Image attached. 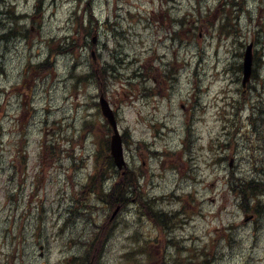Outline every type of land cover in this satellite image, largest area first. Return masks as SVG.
Returning <instances> with one entry per match:
<instances>
[{"label": "rangeland", "instance_id": "1", "mask_svg": "<svg viewBox=\"0 0 264 264\" xmlns=\"http://www.w3.org/2000/svg\"><path fill=\"white\" fill-rule=\"evenodd\" d=\"M5 1L6 4L0 0V11L3 13L0 17L2 16L4 20H0V27L5 22L3 26L5 31L13 28V24L9 22H16L12 10H9L11 15L5 13L9 9L8 5L17 3V13L35 14L23 25V32L27 34L25 37L15 35L6 42L0 39L3 42L0 49V248L3 249L0 251V264H98L99 243L93 245L91 241L93 237L84 249L77 244H71L68 238L83 240L85 235L91 236L101 226L99 212L93 211V215L98 216V222H88L86 229L83 221L67 222L64 217L70 211V200L75 196L76 185L84 187L88 173L95 174L93 170L95 160L90 156L97 148L96 143L105 138L106 129L103 128V134L98 135L89 125L90 122L99 123L100 126L104 123L94 101L100 91L101 94L106 92V86L102 85L101 89H95L87 82L94 77L97 78L101 72L91 70L88 73H92V76L87 78L84 84L76 83V78L81 79L84 70L91 69L96 63L101 66L113 59L116 65L119 61L126 62L125 69H117L122 78L110 88L109 101L112 104L114 100L118 103L121 97L127 99L133 91L139 96L123 107L120 129L122 132L130 133L131 137L138 141L132 153L139 158L138 164L143 168L140 170L137 167V163L128 152L130 165L136 167L140 176L147 169L151 170V175L144 177V183L152 182L149 184L150 188L146 187L145 199H160L174 195L171 192L183 195L194 190L192 181L188 183L181 181L185 167L182 164L181 153L177 155L174 152L173 155L164 153L159 159L147 155L151 148L158 151V154L165 150L181 149L182 143L191 137L192 122L197 132V140L194 147L186 152V156L194 157L197 154V163L201 171L199 176L203 177V181L212 182L216 176L213 174L208 178L212 168L216 171L222 170L221 175L229 173L226 162L218 165L216 156L221 151L217 148L214 154L209 147L211 137H216L217 140L218 135L221 137L222 121L218 118L225 116V112L220 115L223 112L220 107L223 105L220 102L215 105L213 94L208 95L211 92L209 85L214 78L212 73L222 74L231 71L233 67L228 65L229 47L232 46L236 53L244 51L247 41L253 39L250 34L255 27L263 28L262 34L256 32L261 42L256 47L258 52H264V0H244L243 9L235 7L234 11L233 2L227 6L225 12L229 14L228 17H232L230 19L232 28L229 30L227 27L225 32L230 31V39L238 41L234 44L231 40L218 35V32H223L222 29H218L219 25L229 23L225 20L226 13H223L220 6L217 7L223 3L221 0H179L175 8L171 7L173 10L176 9L172 17L176 21L187 16H191L192 21L198 20L199 25L204 26L206 38L197 36V40L190 45L182 43V48L177 41H166L167 55L153 66L148 59L153 58L154 61L155 56L164 57L160 51L150 53L147 58L141 56L139 45L142 39L138 35L135 37L132 35L122 45L121 54L120 44H116L114 38L117 35L114 32L113 35L108 33L115 28L125 30L128 26L125 27L124 23L134 20L136 16L143 18L138 26L145 31H149L146 22L149 16V20L153 18L154 26L161 27L155 21H160L161 13L164 11L160 8L161 0H44L41 9L33 8L34 4L22 3V0ZM238 2L239 0H236V3ZM207 6L212 9L217 7L219 13L218 11L207 13ZM216 13L223 17L221 19L215 17ZM144 16H147L146 20ZM108 19L112 26L102 25L96 34L98 21L105 22ZM206 25L209 26V30H206ZM26 27L28 32H25ZM212 28L214 29L211 30ZM136 33H141V30L136 29ZM182 34L185 36L186 29H183ZM119 35L121 38L123 33ZM157 36L163 38L164 35L155 33V38ZM64 38L69 41L63 43L62 47L57 45L56 42ZM68 42L74 56L63 51ZM9 46L11 49L8 54ZM150 48L151 46L145 45L143 50L150 51ZM236 53L230 54L231 58H235ZM263 55L264 53L259 57L262 58ZM86 57L87 62H83ZM43 61L49 62L53 68L47 70L43 65L39 66L38 63ZM76 62L81 64L73 69ZM257 66L262 67L263 63L258 60ZM213 68L217 71H212ZM159 71L165 79L172 81L173 93L163 89ZM176 77L179 78L178 83L172 79ZM231 77L234 76L227 75V78ZM261 77L262 81L258 78L254 81L255 87L251 88L253 91L264 92V67ZM131 83L134 84L133 87L125 86ZM219 85L216 84L214 88ZM123 86L125 91L122 92ZM143 89L147 98L143 96ZM253 97L252 93V102ZM262 120L258 127L259 134L262 135L261 142L264 143V118ZM223 126L228 127L226 122ZM253 127L255 128V125ZM68 139L78 146L67 143ZM53 141L59 142V147L64 152L54 156L49 151L44 154L45 146L48 148ZM17 157L27 166L26 171L17 162ZM74 159L82 161L73 166ZM12 160L16 164L10 168ZM161 161L168 166L166 173L159 170L162 167ZM243 162L244 158H241L239 163ZM261 164H264V161ZM22 181L26 186H21ZM34 187H41L39 194L35 193L36 189L32 191ZM206 188L201 185L197 188L200 200L198 202H189L191 197L184 195L183 198L187 200L186 209L193 204L187 210V214L192 218L190 224L181 232L183 235L180 236V233L177 237L163 226L157 232L143 222L146 220L144 214L147 218L156 217V212L168 213L173 208L181 212L177 207V201L168 199L150 201L153 211L146 213L134 205H127L126 202L117 207L110 202L107 212L118 213L123 222L117 224L118 230L112 229L113 234L108 238L112 244L104 252L106 258L104 257L103 262L163 264L165 252H168L170 257L177 254L179 260H184L189 253H185L184 256L176 251V241L180 236L183 251L187 249L193 251L195 255L209 257L211 260L207 264H264V215L258 221L244 223V212L239 211L236 200H228L229 192L219 191L224 188L220 182L217 190L219 195L225 197V202ZM165 193L168 194L164 195ZM82 195L91 198L89 193L85 192ZM106 195L113 198L115 192L112 190L106 192ZM181 195H178V198H181ZM214 198L218 201H212ZM118 199L119 196L115 197V201ZM43 201H46L44 205ZM79 224L82 226L81 229ZM64 225L69 227L66 234L62 230ZM39 226L41 229L37 231ZM180 228L181 221L176 231ZM84 229L85 234L82 232ZM215 229H218L216 233L213 232ZM221 234L222 236L229 234V239L227 237V240H221ZM165 238L171 243L167 249L162 246ZM43 241L46 242V246L41 254L38 245ZM81 252L88 256V262L78 256ZM139 252L144 255H139ZM146 253L153 255L149 262Z\"/></svg>", "mask_w": 264, "mask_h": 264}, {"label": "bare ground", "instance_id": "2", "mask_svg": "<svg viewBox=\"0 0 264 264\" xmlns=\"http://www.w3.org/2000/svg\"><path fill=\"white\" fill-rule=\"evenodd\" d=\"M1 1L3 3H6L5 0H1ZM221 2H223L222 5L224 6V11H226L227 6L229 4H231L232 2L234 3L233 6H232L233 7V11H234L235 7H239V8L242 7V9L244 7L242 5L244 3V0H239L238 3H236V0H221ZM228 8L230 9L231 7H228ZM3 29H4V27H3ZM5 29H7V28H5ZM10 31H13V28ZM86 49H87V47H85V50ZM63 51L64 52H68V55H73L74 56V52H72L70 50V43L69 42L67 43L66 50H63ZM82 53H80L81 56H82ZM155 58L156 59L154 61H153V58L149 59L150 63L152 64V66L155 63L161 62V60L164 59V57L158 58V56H155ZM87 60H88V58L86 57V59L83 60V62H87ZM258 60H260L263 63L262 67H258L257 66ZM80 64L81 63L76 62L73 65L72 68L76 69L77 65H80ZM125 65H126L125 61H119L118 65H116L115 59H113L112 61H109L108 64H106V63L104 64V69H103V71L100 74L97 75V78L94 77V78L90 79L89 81H87L86 79H82V78L80 79V78L77 77L76 78V83L77 84H84V82L87 81V82H90L92 87H94L95 89H101L102 85H103V87L105 85L106 86V92L105 93H109L111 91L110 88L112 87V85L117 84V82L122 78L121 77V73H118L117 69H119V68L120 69H125ZM43 66L47 70H50V69L53 68V65L51 67V65L47 61H43ZM47 67H49V68H47ZM78 67H80V66H78ZM263 67H264V55H263L262 58L258 57L256 59L255 66H254V73H253V77H252L251 88L255 87L254 81L257 78L260 81H262L263 77H261V71L263 70ZM126 68H127V66H126ZM240 68L243 69V64H240ZM172 79L174 81H176V83L179 82V78H177V77L175 79L174 78H172ZM148 84H149V82H148ZM105 93H103V94H105ZM194 95H196V94H194ZM262 118H264V114H263ZM193 125L194 124H192V126H191L192 133H191L190 139L187 142H183L182 143L181 149L178 150L179 152L178 151L167 150L166 151L167 154H172L173 155V152H174V154L177 155V154H180V153H183V152H187V151H189L190 149H192L194 147V144H195V142L197 140V132L195 131ZM66 142L69 143L70 145L78 146L71 139L66 140ZM126 144L128 146L134 145L133 141H131V143H130V140H128L126 142ZM107 151H109L108 148H107ZM98 159L96 161L97 165L100 166V167H103L105 165V161L103 163H100V162H98ZM217 161L219 162L218 165L226 162V160L224 158H218ZM228 170L230 171V166L229 165H228ZM117 173H118V169L116 167H112L111 169H102L101 168L98 171V175H99L100 179L104 183L113 186L115 194L116 195L120 194V196L126 201V203H128V205H141L142 207H144L145 210L153 211V208H152V206L150 204V201L151 202H156L157 200H156V198H150V199L149 198L148 199L144 198L145 196H147L146 193H145V191H147L146 187L150 188V185L144 183V178L142 176H139V177L133 179L130 183H122L119 180V178L117 177ZM256 180H257L256 184L258 185V187H256L257 190L261 191L263 193V195H264V166H262V169L257 173V179ZM140 199H141L142 202L144 201L145 204H141ZM254 199H256V195H254V196L250 195V196L247 197L248 201H254ZM168 200L177 201V205H178L177 207L179 209H181V212H182V210H184L185 206H184V204L182 202V199L178 198L177 194L172 195ZM81 203L85 207V209L89 210V212H90L88 219L86 220V222H84L85 223V229H86V227L88 225V222H90V221H94V222L97 221L98 222V216H100L101 226L99 228H97V230L95 232H93L92 235H98V236H100L103 239H108L109 236L113 234L112 229L114 228V229L118 230L119 227L117 228V224L119 222H121V221L123 222V219H121L118 214L111 212L108 215H106V213L103 210L101 211V209L93 206L91 204L90 200L87 199V198L82 199ZM260 209H261V217H263V215H264V203L261 205ZM95 210L99 212L98 216H94L93 215V211H95ZM181 212H179L178 209H176V208H173L168 213H158V212H156V214H157L156 217H154L152 219L157 221L160 225H162L165 228V230L170 232V234H172V235L177 237L183 230H185L186 225L190 224L191 218H192V216L190 214H183ZM116 217H117V220H115ZM80 220L83 221L80 218L79 215H74V216L72 215L69 219H66L67 222H73V221L77 222V221H80ZM180 221H181V228L176 231ZM79 226H80V229H81V227H82L81 224H79ZM120 227H122V226H120ZM85 229H84V231H82L84 234H85ZM181 235H183V233H181L180 236ZM75 236H77V235H75ZM179 237L177 238V241H176V251H177V253H180L181 255H184V256H185V253H189V255L186 257V260L190 264H197L200 261L205 259V255H202V256L195 255V254H193L194 253L193 251L190 252L187 249H185L183 251V249L181 248V246H182L181 243L182 242L179 239ZM68 239H69V242L71 244H77L78 246H81L82 249H84V242H83V240L81 238H72V239L68 238ZM45 246H46V242L45 241H43V243L38 245L39 250L41 251V254H43L42 252H44V247ZM82 249H80V250H82ZM142 254L143 253L139 252V255H142ZM78 256L84 257L85 255H83L82 252H81L80 255H78ZM137 262L140 263L138 261V259H137Z\"/></svg>", "mask_w": 264, "mask_h": 264}, {"label": "water", "instance_id": "3", "mask_svg": "<svg viewBox=\"0 0 264 264\" xmlns=\"http://www.w3.org/2000/svg\"><path fill=\"white\" fill-rule=\"evenodd\" d=\"M102 110H103V114L105 115V117H107L109 119V121L111 122L112 126L114 127V129L116 130V123L114 122L113 119V115L111 113V111L108 108L107 103H105L104 101L102 102ZM118 152V151H117ZM119 153V152H118Z\"/></svg>", "mask_w": 264, "mask_h": 264}, {"label": "trees", "instance_id": "4", "mask_svg": "<svg viewBox=\"0 0 264 264\" xmlns=\"http://www.w3.org/2000/svg\"><path fill=\"white\" fill-rule=\"evenodd\" d=\"M66 46H67V44H66ZM66 46H65V48H64V50H66ZM105 160H104V157H99V159H98V162H100V163H103ZM256 187H258V185L256 184ZM248 189L246 188V191H247ZM246 191H245V193H246ZM257 190H255L254 191V193H251V194H249V196L250 195H252V196H254V195H256L257 194ZM140 202H141V204H145V202L143 201H141V199H140ZM99 243V245H101V243L100 242H98ZM175 262L173 263V264H179V260H174ZM185 261V260H184ZM187 261H185V263H186Z\"/></svg>", "mask_w": 264, "mask_h": 264}]
</instances>
